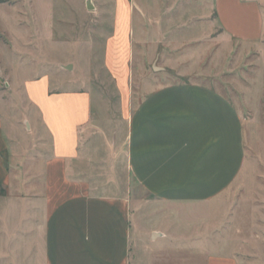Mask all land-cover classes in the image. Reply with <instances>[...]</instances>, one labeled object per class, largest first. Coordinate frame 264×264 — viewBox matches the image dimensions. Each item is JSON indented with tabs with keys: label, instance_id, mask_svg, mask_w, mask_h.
I'll return each mask as SVG.
<instances>
[{
	"label": "crops",
	"instance_id": "crops-1",
	"mask_svg": "<svg viewBox=\"0 0 264 264\" xmlns=\"http://www.w3.org/2000/svg\"><path fill=\"white\" fill-rule=\"evenodd\" d=\"M164 1L152 0L160 21ZM168 3L170 26L208 22L216 38L264 42V0ZM119 6L108 60L121 75L129 62L134 9L128 0ZM206 35L203 30L194 40ZM125 72L119 84L126 91L125 166L151 209L140 213L139 204L133 213L126 195L93 193L85 177L94 153L87 144L94 126L91 97L51 92L49 78L28 83V102L39 116L29 122V147L14 143L0 113V264H245L234 255H209L201 230L197 239L173 241L160 221L171 215L161 212L164 206L205 204L242 185L249 163L241 110L206 82L148 84L132 99ZM23 157L30 169L20 173ZM188 229L190 235L197 231ZM182 251L183 258L176 254Z\"/></svg>",
	"mask_w": 264,
	"mask_h": 264
},
{
	"label": "rangeland",
	"instance_id": "rangeland-1",
	"mask_svg": "<svg viewBox=\"0 0 264 264\" xmlns=\"http://www.w3.org/2000/svg\"><path fill=\"white\" fill-rule=\"evenodd\" d=\"M119 1L0 0V113L7 118V133L21 149L29 147V122L34 125L39 116L29 105L28 83L49 78L51 92L89 95L94 126L87 144L94 153L85 177L96 195H126L133 213L143 205L141 213L152 203L125 166L126 91L119 85L121 77L129 71L132 99L148 84L215 85L245 118L247 174L242 185L211 202L162 207L161 212L171 215L160 220L161 227L179 242L199 238L201 230L209 255L264 264V42L216 38L208 22L170 26L168 0L162 21L154 16L152 0H128L134 9L129 62H124L121 75L114 74L108 41L118 29ZM175 9L176 19L181 18ZM203 30L205 38L195 41ZM24 157L20 173L30 169ZM26 189L30 187H17L16 193ZM188 227L197 231L190 235ZM176 254L186 256L184 251Z\"/></svg>",
	"mask_w": 264,
	"mask_h": 264
},
{
	"label": "water",
	"instance_id": "water-1",
	"mask_svg": "<svg viewBox=\"0 0 264 264\" xmlns=\"http://www.w3.org/2000/svg\"><path fill=\"white\" fill-rule=\"evenodd\" d=\"M88 3H90V2L88 1Z\"/></svg>",
	"mask_w": 264,
	"mask_h": 264
}]
</instances>
